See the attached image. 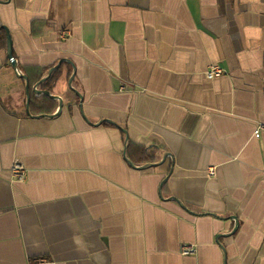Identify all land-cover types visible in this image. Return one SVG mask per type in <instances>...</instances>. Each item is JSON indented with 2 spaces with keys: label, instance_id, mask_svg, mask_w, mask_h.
Segmentation results:
<instances>
[{
  "label": "crops",
  "instance_id": "obj_1",
  "mask_svg": "<svg viewBox=\"0 0 264 264\" xmlns=\"http://www.w3.org/2000/svg\"><path fill=\"white\" fill-rule=\"evenodd\" d=\"M0 264H264V0H0Z\"/></svg>",
  "mask_w": 264,
  "mask_h": 264
},
{
  "label": "built area",
  "instance_id": "obj_2",
  "mask_svg": "<svg viewBox=\"0 0 264 264\" xmlns=\"http://www.w3.org/2000/svg\"><path fill=\"white\" fill-rule=\"evenodd\" d=\"M27 1H31V0H27ZM68 36H69L68 31L60 32V37L62 39L66 38ZM223 75H224L223 69L217 65L210 66L209 69L205 72L206 79L210 80V81L218 79V78L222 77ZM260 134H261V128H258L254 131V137L256 139H258L260 137ZM10 175H11L13 182L21 183V182H24L26 179V170L21 164L15 163V164H13V166L10 170ZM208 176L209 177L214 176V170L213 169L208 170ZM192 253H193V249H191V248H183V250H182V254L185 256L191 255Z\"/></svg>",
  "mask_w": 264,
  "mask_h": 264
},
{
  "label": "water",
  "instance_id": "obj_3",
  "mask_svg": "<svg viewBox=\"0 0 264 264\" xmlns=\"http://www.w3.org/2000/svg\"><path fill=\"white\" fill-rule=\"evenodd\" d=\"M4 31H5V34H6V42H7L6 56H7V59L11 62V65L14 67V66H15V60L13 59V55H12V41H11V38H10V35H9L8 31H7L6 29H4ZM61 64H62V62H60V63L58 64V66H56L55 68L51 69V70L49 71V75H48V77H50V76L53 74L54 71L58 70ZM24 80H25L26 83H27V84H26L27 103H29V102H30L29 85H28V82H27V78H24ZM46 80H47V79H46ZM44 81H45V80H41L40 83H43ZM38 85H39V84H36V86L32 89L33 93L38 94V95L41 94V95H43V96H45V97H47V98H49V99H53V100L58 99V101H59V112H60V111L62 110V106H63L62 101L60 100V98H58V97H51L50 94H49L47 91L37 90ZM79 99H80V101L82 100V98H81L80 96H79ZM78 108H79V110H81V109H80V108H81V103L78 104ZM164 159H165V158H164ZM130 164H131V163H130ZM131 166H132V164H131ZM149 166H150V167H154V166H156V165L151 164V165H149ZM234 232H235V231H234ZM234 232H233V233H234Z\"/></svg>",
  "mask_w": 264,
  "mask_h": 264
},
{
  "label": "trees",
  "instance_id": "obj_4",
  "mask_svg": "<svg viewBox=\"0 0 264 264\" xmlns=\"http://www.w3.org/2000/svg\"><path fill=\"white\" fill-rule=\"evenodd\" d=\"M144 161H146V162H147V164H146V165H151V164H150V162H152V161H153V159H152L150 156H146V155H145V159H144Z\"/></svg>",
  "mask_w": 264,
  "mask_h": 264
}]
</instances>
